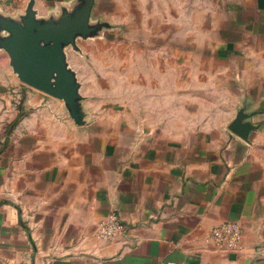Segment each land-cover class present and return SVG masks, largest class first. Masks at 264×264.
<instances>
[{"label": "crops", "instance_id": "1", "mask_svg": "<svg viewBox=\"0 0 264 264\" xmlns=\"http://www.w3.org/2000/svg\"><path fill=\"white\" fill-rule=\"evenodd\" d=\"M31 1L47 21L81 0H0V17L20 20ZM219 1L235 34L222 57L247 60L249 141L228 127L174 135L111 115L69 47L78 125L63 100L21 82L0 48V264H264V0ZM105 2L95 0L92 21L107 23ZM113 212L125 231L103 241ZM225 222L242 227L238 251L208 242Z\"/></svg>", "mask_w": 264, "mask_h": 264}, {"label": "rangeland", "instance_id": "2", "mask_svg": "<svg viewBox=\"0 0 264 264\" xmlns=\"http://www.w3.org/2000/svg\"><path fill=\"white\" fill-rule=\"evenodd\" d=\"M225 7L219 0H106L102 18L111 30L79 38L81 55H71L99 85L94 95L111 115L174 135L227 129L240 110H253L240 77L247 60L222 57L233 34Z\"/></svg>", "mask_w": 264, "mask_h": 264}, {"label": "water", "instance_id": "3", "mask_svg": "<svg viewBox=\"0 0 264 264\" xmlns=\"http://www.w3.org/2000/svg\"><path fill=\"white\" fill-rule=\"evenodd\" d=\"M95 0H81L73 13H63L59 19L38 20L31 1L26 15L16 21L0 17V48L10 56L11 66L21 82L46 95L63 100L78 125L84 123L80 83L69 68L66 49L81 52L77 40L97 37L111 30L107 23L91 20ZM245 109L238 112L228 129L245 141L256 130Z\"/></svg>", "mask_w": 264, "mask_h": 264}, {"label": "built area", "instance_id": "4", "mask_svg": "<svg viewBox=\"0 0 264 264\" xmlns=\"http://www.w3.org/2000/svg\"><path fill=\"white\" fill-rule=\"evenodd\" d=\"M124 231L125 226L113 212L99 225L97 236L103 241H112ZM208 242L225 252L238 251L242 247V227L235 222L222 223L212 229Z\"/></svg>", "mask_w": 264, "mask_h": 264}]
</instances>
